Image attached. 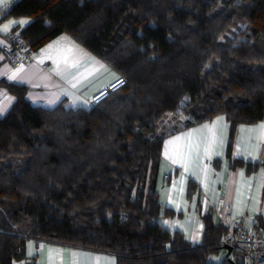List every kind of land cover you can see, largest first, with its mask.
Returning a JSON list of instances; mask_svg holds the SVG:
<instances>
[{"label":"trees","instance_id":"1","mask_svg":"<svg viewBox=\"0 0 264 264\" xmlns=\"http://www.w3.org/2000/svg\"><path fill=\"white\" fill-rule=\"evenodd\" d=\"M4 15L31 18L18 30L30 50L65 32L125 83L91 106L45 107L0 79L15 96L0 116V264L22 259L29 237L116 264H244L224 256L209 213L199 243L158 222L171 212L155 184L171 130L158 126L222 114L229 147L237 123L263 117L264 0H16Z\"/></svg>","mask_w":264,"mask_h":264},{"label":"crops","instance_id":"2","mask_svg":"<svg viewBox=\"0 0 264 264\" xmlns=\"http://www.w3.org/2000/svg\"><path fill=\"white\" fill-rule=\"evenodd\" d=\"M15 1L7 0L0 7ZM20 20L28 23L31 18L0 12V27ZM27 23L0 31V44L11 31ZM17 69L20 71L16 79H10ZM117 77L108 64L65 32L43 43L24 64H11L0 52V79L26 85L25 96L33 105L53 107L59 102L65 106L86 105L92 94ZM14 98L0 84V109H3L0 116ZM165 117L160 127L167 125L171 131L162 139L155 184L159 202L171 212L158 217V222L199 243L203 230L201 216L209 213L213 222L218 223L213 210L223 204L229 205L230 213L242 218L255 234L264 233V115L254 122L237 123L229 147V123L222 114L186 127L181 113ZM211 256L214 263L220 260L217 255ZM16 264H116V261L112 253L104 250L29 237L24 257Z\"/></svg>","mask_w":264,"mask_h":264},{"label":"built area","instance_id":"3","mask_svg":"<svg viewBox=\"0 0 264 264\" xmlns=\"http://www.w3.org/2000/svg\"><path fill=\"white\" fill-rule=\"evenodd\" d=\"M9 5L0 7L2 15L9 10ZM0 52L11 64H24L31 60L34 51L30 50L18 30L11 31L6 40L0 44ZM125 83V77L120 75L88 98L87 106L94 105L107 97L111 92ZM229 205H217L213 210L218 223L225 227L223 244L229 245L233 252L237 250L243 257L244 264H264V233L255 234L251 227L245 226L242 218L234 217ZM231 252L226 256L229 257ZM225 256V253H224Z\"/></svg>","mask_w":264,"mask_h":264},{"label":"snow or ice","instance_id":"4","mask_svg":"<svg viewBox=\"0 0 264 264\" xmlns=\"http://www.w3.org/2000/svg\"><path fill=\"white\" fill-rule=\"evenodd\" d=\"M6 2H7V0H0V4H4ZM23 23H27V21L26 20L10 21L8 24H5L2 27H0V31L7 32L11 26L19 25V24H23ZM19 71H20V69H17L16 72H13L9 78L10 79H16ZM2 110L3 109H0V111H2ZM220 119H222V118H220ZM176 139H179V137H177ZM169 143H171V142H169Z\"/></svg>","mask_w":264,"mask_h":264},{"label":"water","instance_id":"5","mask_svg":"<svg viewBox=\"0 0 264 264\" xmlns=\"http://www.w3.org/2000/svg\"><path fill=\"white\" fill-rule=\"evenodd\" d=\"M223 248L225 249V256H227L232 250V248L229 245H227V244H223Z\"/></svg>","mask_w":264,"mask_h":264},{"label":"rangeland","instance_id":"6","mask_svg":"<svg viewBox=\"0 0 264 264\" xmlns=\"http://www.w3.org/2000/svg\"><path fill=\"white\" fill-rule=\"evenodd\" d=\"M82 106H85V107H87V103H86V105H82ZM165 118H167V117H165ZM167 119H170V117H169V118H167ZM166 127H167V125H165L164 129H167ZM158 131H159V132H161V131H162V130L160 129V125L158 126ZM217 256H219V257H220V254H217ZM212 257H213V256H210V257H209V259H211V260H212V259H213Z\"/></svg>","mask_w":264,"mask_h":264}]
</instances>
